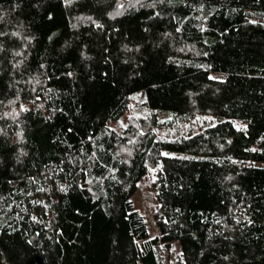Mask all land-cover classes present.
<instances>
[{"label":"trees","instance_id":"16d2710c","mask_svg":"<svg viewBox=\"0 0 264 264\" xmlns=\"http://www.w3.org/2000/svg\"><path fill=\"white\" fill-rule=\"evenodd\" d=\"M174 240L264 264V0H0V264H161Z\"/></svg>","mask_w":264,"mask_h":264},{"label":"rangeland","instance_id":"374dc122","mask_svg":"<svg viewBox=\"0 0 264 264\" xmlns=\"http://www.w3.org/2000/svg\"><path fill=\"white\" fill-rule=\"evenodd\" d=\"M130 202L132 209L137 211L144 219L148 238L155 237L157 231L151 219L155 201L152 198L147 181H142L138 184L137 190L130 197ZM155 249L161 264H181L179 262L181 251L178 241L174 240L168 246L158 244Z\"/></svg>","mask_w":264,"mask_h":264}]
</instances>
